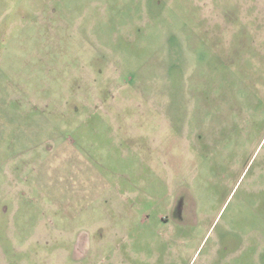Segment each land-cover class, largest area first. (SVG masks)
I'll return each mask as SVG.
<instances>
[{"label":"rangeland","instance_id":"374dc122","mask_svg":"<svg viewBox=\"0 0 264 264\" xmlns=\"http://www.w3.org/2000/svg\"><path fill=\"white\" fill-rule=\"evenodd\" d=\"M0 264H264V0H0Z\"/></svg>","mask_w":264,"mask_h":264},{"label":"flooded vegetation","instance_id":"af4514ba","mask_svg":"<svg viewBox=\"0 0 264 264\" xmlns=\"http://www.w3.org/2000/svg\"><path fill=\"white\" fill-rule=\"evenodd\" d=\"M177 206V205H176Z\"/></svg>","mask_w":264,"mask_h":264}]
</instances>
